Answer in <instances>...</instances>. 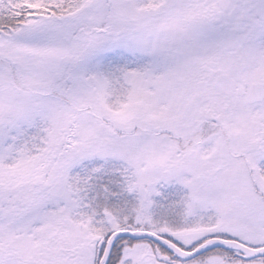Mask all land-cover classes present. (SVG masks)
<instances>
[{"label": "snow or ice", "instance_id": "1", "mask_svg": "<svg viewBox=\"0 0 264 264\" xmlns=\"http://www.w3.org/2000/svg\"><path fill=\"white\" fill-rule=\"evenodd\" d=\"M0 264H264V0H0Z\"/></svg>", "mask_w": 264, "mask_h": 264}]
</instances>
